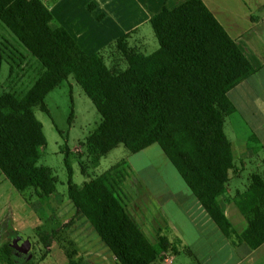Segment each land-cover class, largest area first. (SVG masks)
<instances>
[{"label": "trees", "instance_id": "obj_1", "mask_svg": "<svg viewBox=\"0 0 264 264\" xmlns=\"http://www.w3.org/2000/svg\"><path fill=\"white\" fill-rule=\"evenodd\" d=\"M88 5V9H92ZM42 0H0V24L38 61L40 71L21 95L0 94V172L25 197L32 189L41 203L55 191V177L36 166L38 147L46 143L42 123L32 108L47 112L44 97L69 76L81 87L100 115L85 137L95 157L118 145L135 153L156 143L176 169L208 217L229 238L250 249L264 241V173L253 172L235 190L247 225L236 232L219 205L235 171L226 117L235 111L228 92L255 69L202 0L162 6L148 16L157 47L145 53L129 44V32L97 52L86 53ZM113 47L105 62L102 50ZM124 63V67L120 63ZM71 111L68 122L72 121ZM256 143L252 133L247 144ZM252 151L255 150L251 147ZM66 195L74 214L83 216L112 253L117 264H156L176 246L162 234L150 242L128 215L117 189L128 172L121 159L81 185L72 181L65 152ZM84 167L82 166V172ZM44 253L57 229L35 227ZM17 250L0 245V264H17ZM183 253L200 264L192 250ZM66 264H77L66 253Z\"/></svg>", "mask_w": 264, "mask_h": 264}, {"label": "rangeland", "instance_id": "obj_2", "mask_svg": "<svg viewBox=\"0 0 264 264\" xmlns=\"http://www.w3.org/2000/svg\"><path fill=\"white\" fill-rule=\"evenodd\" d=\"M42 1L55 17L51 22L53 27L66 25L82 32V0ZM261 12L263 10L259 9L258 13ZM257 31L264 39V23ZM143 35L146 46H142L145 47L142 51L149 53L156 49L157 41L149 23L144 25L142 32L135 35V38ZM113 49L107 47L102 50L106 63L113 60ZM120 66L124 67V63H120ZM39 71L38 61L0 24V94L13 92L21 95ZM238 86L229 92L237 110L228 115L224 123V132L234 150L236 145L244 142L241 138L245 133L242 124L248 123V128H254L255 123V89L253 86L246 89L245 103L240 107L239 96L235 97ZM44 103L47 112L40 110L38 106L32 108L35 117L42 123L46 139L45 145L38 147L39 159L36 166L51 169V174L56 180L55 191L50 193L46 202L41 203L30 189L25 194L29 199L27 202L0 172V245L11 242L16 237L30 242L26 251L17 250L13 254L17 264H65L68 261L66 253H70L77 264H96L100 261H103V264H114L112 253L98 238L88 221L83 216L74 214L73 205L66 195L65 152H68L72 181L77 185L102 173L121 159L125 160L128 175L117 189L123 204L129 203L133 209L134 203H131V200L142 196L145 198L143 205L145 204L146 209L155 211L158 222L167 223L172 233L176 224L180 225L186 221L190 224L192 203L188 197L190 198L192 193L156 143L135 153L128 151L123 145H118L106 155L95 157L85 144V137L99 122L100 115L71 76L48 92ZM71 111L72 121L68 122ZM237 112H241L238 115L239 121ZM251 144L255 148V142ZM246 160L244 169L239 171L238 176L233 174L228 182V193L231 195L236 189H244L250 173H264V150ZM235 165L240 167L238 161ZM128 211L137 219L130 208ZM195 221H198L197 215ZM39 225L47 231L57 229L51 247L45 254L35 232V227ZM147 236L150 240L155 239L153 235ZM173 258V264H194L192 259L182 252L173 255Z\"/></svg>", "mask_w": 264, "mask_h": 264}, {"label": "crops", "instance_id": "obj_3", "mask_svg": "<svg viewBox=\"0 0 264 264\" xmlns=\"http://www.w3.org/2000/svg\"><path fill=\"white\" fill-rule=\"evenodd\" d=\"M183 1L82 0V32L80 29L71 28L70 26L63 25V27L80 47L89 54L106 47L126 32L130 33L129 44L140 50H145V47L142 48V46H146L144 35L136 38L135 35L142 32L144 25L148 23L149 14L159 11L163 5L172 8ZM202 1L230 37L234 39L239 49L255 69L254 73L238 84L239 86L236 85L239 88L237 90L238 95L235 91V97L239 96L240 107H243L245 103L246 89L249 86L254 87L255 123L254 128L251 126L248 128V123L247 125L242 124L245 133L241 135V138L244 142L242 141L236 145L235 150L232 148L230 141L234 164L236 161L240 164V167L235 165V171L229 170L230 180L234 176L233 174L238 176L239 171L244 169L247 158H253L261 150H264V39L257 31L264 23V0ZM88 5H92L93 8L88 9ZM259 9L263 12L258 13ZM240 114L237 112V121H239L238 115ZM252 133L256 138L254 151H252V146L250 147L247 144V138ZM144 199L140 196L131 200V203H134L132 204L133 209L128 205L129 203L125 205L128 215L150 242L154 243L159 233L165 235L171 243L175 244L177 249L176 252L166 253L156 264H173V255L183 253L184 246L192 250L200 264H264V241L257 247L250 249L246 244L226 237L208 217L193 194L190 198L188 197V200L192 203L190 224L187 221L182 222L180 225L176 224L174 233L169 230L167 223L158 222L155 211L146 209L145 204L143 205ZM218 201L234 231L241 232L247 225V217L239 209L235 192L231 195L227 190ZM129 208L137 219L132 217L128 211ZM32 215L31 213L30 218H32ZM196 215L198 221H195ZM146 233L149 236L153 235L155 239L150 240ZM111 259L112 263L117 264L113 255ZM96 264H103V261Z\"/></svg>", "mask_w": 264, "mask_h": 264}, {"label": "water", "instance_id": "obj_4", "mask_svg": "<svg viewBox=\"0 0 264 264\" xmlns=\"http://www.w3.org/2000/svg\"><path fill=\"white\" fill-rule=\"evenodd\" d=\"M10 245L18 251H26L30 247V242L27 239L20 240L16 237L10 242Z\"/></svg>", "mask_w": 264, "mask_h": 264}]
</instances>
